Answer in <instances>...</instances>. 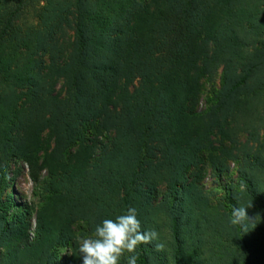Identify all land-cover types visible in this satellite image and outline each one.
<instances>
[{"label": "trees", "instance_id": "obj_1", "mask_svg": "<svg viewBox=\"0 0 264 264\" xmlns=\"http://www.w3.org/2000/svg\"><path fill=\"white\" fill-rule=\"evenodd\" d=\"M18 162L36 208L8 193ZM129 206L159 234L138 264H264V0H0V264H81Z\"/></svg>", "mask_w": 264, "mask_h": 264}, {"label": "clouds", "instance_id": "obj_2", "mask_svg": "<svg viewBox=\"0 0 264 264\" xmlns=\"http://www.w3.org/2000/svg\"><path fill=\"white\" fill-rule=\"evenodd\" d=\"M248 207L232 209L230 223L245 226L249 221ZM158 232L145 229L139 219L137 208L133 206L116 215L104 218L95 224L93 231L77 241L81 264H138L139 246L158 239ZM162 245L157 244L159 250Z\"/></svg>", "mask_w": 264, "mask_h": 264}, {"label": "rangeland", "instance_id": "obj_3", "mask_svg": "<svg viewBox=\"0 0 264 264\" xmlns=\"http://www.w3.org/2000/svg\"><path fill=\"white\" fill-rule=\"evenodd\" d=\"M38 19L33 10L26 13L25 18L23 19V24L31 25L37 24ZM73 31L68 32V36L72 35ZM220 79H221V70L219 73L214 77L213 80H205L203 82V91L200 96V101L198 105L199 110H203L206 108L207 99L213 95L214 91L219 89L220 86ZM247 135H242L241 141H245ZM251 145V144H250ZM231 172L224 174L223 177H218L216 174H213L210 170H207L205 174V179L203 181L204 188L212 193V201L216 203L217 201H222L225 196V191L223 190V186L229 184L233 178L237 175V167L239 168V163L237 166V162H230ZM10 177H12V189L8 190V193H13L14 197L16 198L18 204L21 205H28L31 208H36L39 204V197L35 190V185L31 181L29 177L28 167L23 162H18L17 164H13L11 168ZM250 222H252L253 226L252 229L254 232L259 234V237H264V218L260 216L252 215L250 217ZM77 233H82L85 231V227L83 224H78L76 227ZM238 257V264H241V260ZM202 264H227L220 260L213 259L210 257L208 261H205ZM231 264V263H229Z\"/></svg>", "mask_w": 264, "mask_h": 264}]
</instances>
